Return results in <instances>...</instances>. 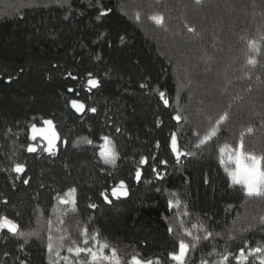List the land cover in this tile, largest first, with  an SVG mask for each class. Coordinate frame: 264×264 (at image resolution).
<instances>
[{"label": "trees", "instance_id": "1", "mask_svg": "<svg viewBox=\"0 0 264 264\" xmlns=\"http://www.w3.org/2000/svg\"><path fill=\"white\" fill-rule=\"evenodd\" d=\"M157 14L162 26L149 19ZM253 57L255 66L247 64ZM89 78L98 87L89 90ZM71 99L97 111L76 113ZM225 113L217 135L195 147ZM43 119L60 134L55 155L26 151L28 143H43L28 139L30 124ZM242 133L247 151L264 154V0H0V215L19 231L39 233L24 244L0 232V264H49V220L60 229L54 236L68 237L61 256L84 228L100 233L125 262L139 253L174 264L167 254L178 239L190 240L182 224L212 233L189 251L187 264H212L219 257L209 253L236 254L245 240L264 244V200L229 187L219 162L218 149L234 147ZM173 134L191 153L179 162ZM102 136L115 145V166L98 156ZM15 162L25 165L22 179L11 171ZM121 180L127 195L116 199L111 189ZM69 188L76 189L75 207L53 212Z\"/></svg>", "mask_w": 264, "mask_h": 264}, {"label": "snow or ice", "instance_id": "2", "mask_svg": "<svg viewBox=\"0 0 264 264\" xmlns=\"http://www.w3.org/2000/svg\"><path fill=\"white\" fill-rule=\"evenodd\" d=\"M196 4H200L201 0H195ZM107 11H101L100 15H107ZM139 17H137L138 19ZM150 20L154 21L157 26H162L164 23V17L162 15H152L149 17ZM189 32H192L194 29L188 27ZM249 48L256 54L260 53V48L255 43L249 41ZM257 63L256 59L249 58L247 64L255 66ZM91 77V74H89ZM75 78V77H73ZM259 79V77H258ZM99 82L96 79L89 78L87 85L89 90L92 88L98 87ZM145 87V85H141ZM250 90V89H249ZM69 92H74L72 88L68 89ZM160 98L163 100L165 106L168 105V100L164 99L165 93H159ZM69 104L76 113H83L85 110L95 113L97 109L95 107H90L86 109V105L81 102L79 99H71ZM173 119L180 121L181 117L176 115ZM228 119L227 113L221 115L219 119L215 121V126L211 131L200 139L199 143L195 147L199 148L218 133L219 127ZM42 126H37V123H31L28 129V139L30 141H42V144H33L28 143L26 151L28 153L37 152V148L43 153H48L50 155H55L57 152V142L61 139L60 134L57 131V128L52 119H43L38 122ZM117 131H120L117 129ZM253 128L249 126L247 128V133L251 134ZM100 139L103 141L99 145L98 156L103 161L104 164L115 166L116 160L118 158V152L116 151L113 141L108 136H102ZM87 144H92L93 141L90 139H85L84 141ZM171 151L175 155L177 162L180 161L181 157L191 155L190 152H182L178 146V140L175 134L171 137ZM220 155V164L224 167V171L228 178L229 187L240 186L246 197L249 198H259L264 200V154H256L255 152L247 151L244 144V136L241 134V138L238 144L234 147L229 144H225L218 149ZM226 157V158H225ZM148 162L146 157H142L139 161L141 165H144ZM162 164H166L167 161H161ZM234 165V167H230ZM153 172H156V168L153 167ZM11 171L16 173V179H22L21 174L25 173V165L23 163L15 162L11 167ZM135 178L137 181L141 179V171L139 169L135 172ZM157 178H161L157 174ZM25 185L29 184V179H23L22 181ZM100 195L104 198L105 202L111 203L108 195L105 192H101ZM127 190L125 182L123 180L111 189V196L119 199L121 196H126ZM57 206H54L53 212L59 213L61 211L59 206L71 205L75 207L76 205V189L69 188L63 193V195H58L56 198ZM3 203H7V200H4ZM180 201L177 200V206ZM90 208H95L96 205L90 204ZM173 207L172 201H169V209ZM186 207V206H185ZM184 216H189L187 210L183 213ZM60 224H63L64 221L60 220ZM260 224L264 225V216L260 217ZM183 229V236L190 238L186 241L184 238H180L176 241L174 250L170 251L167 254V260L174 262V264H187V256L190 250L197 249V246L201 239L207 241L212 236V233L208 231L202 224L198 225L192 223L191 229L184 228L183 224L181 225ZM6 230L8 234L12 236L19 235L24 238V244L29 242V238L37 237L39 238V233L36 231L24 233L19 231L18 223L9 218L6 215H0V232ZM59 232V228L53 227V222L48 221V237L46 244V251L48 254L49 264H60V261L63 260L64 264H164L160 257L154 258H142L139 253L132 255L126 260H122L121 256L118 254L115 248H112L107 241L101 240L100 233H92L89 235L88 228H84L80 232L81 239L79 241L73 239L71 241V246L66 248V251L69 255L61 256L60 249L65 247V241L68 237L54 236L53 232ZM194 231L204 233L203 237L200 235H194ZM169 234L173 233L171 227L168 228ZM234 239V237H230ZM21 249L24 245L22 244ZM247 249V251H246ZM82 254L85 258H82ZM8 255V253H5ZM209 255H216L219 257L218 260L213 261L212 264H229V260L234 259L235 264H249L250 258H253L251 264H264V244H260L256 247H249V242L244 241V247L240 248L238 253L233 254L227 249L223 253H217L215 251L209 253ZM20 264H26L25 261L21 260ZM200 264H209V261L202 259Z\"/></svg>", "mask_w": 264, "mask_h": 264}, {"label": "rangeland", "instance_id": "3", "mask_svg": "<svg viewBox=\"0 0 264 264\" xmlns=\"http://www.w3.org/2000/svg\"><path fill=\"white\" fill-rule=\"evenodd\" d=\"M82 258H86V257H84L83 254H82ZM63 264H64V262H63Z\"/></svg>", "mask_w": 264, "mask_h": 264}]
</instances>
